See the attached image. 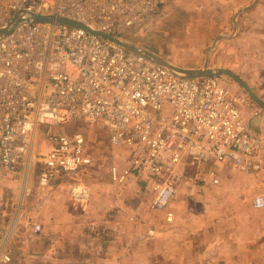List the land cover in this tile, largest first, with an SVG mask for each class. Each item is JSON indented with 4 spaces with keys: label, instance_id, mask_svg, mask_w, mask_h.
<instances>
[{
    "label": "built area",
    "instance_id": "obj_1",
    "mask_svg": "<svg viewBox=\"0 0 264 264\" xmlns=\"http://www.w3.org/2000/svg\"><path fill=\"white\" fill-rule=\"evenodd\" d=\"M167 1L0 0V30L20 18L0 34L1 174L26 192L31 177L45 189L68 180L73 199L86 201L82 176L95 161L82 130L64 129L76 121L100 122L110 143L126 151L122 165L110 167L111 179L152 192V210L166 209L183 181L220 185L216 165L263 171L264 129L248 117L260 111L220 77L184 78L84 28L31 16H63L126 39ZM38 142L46 144L39 154ZM253 204L264 208V194ZM11 237L0 225V264L14 260Z\"/></svg>",
    "mask_w": 264,
    "mask_h": 264
},
{
    "label": "crops",
    "instance_id": "obj_2",
    "mask_svg": "<svg viewBox=\"0 0 264 264\" xmlns=\"http://www.w3.org/2000/svg\"><path fill=\"white\" fill-rule=\"evenodd\" d=\"M222 1L237 11L254 0ZM206 22L205 18L201 23ZM239 23L236 42L254 58L260 53L264 56V0L241 15ZM248 117L251 126L264 129V112ZM215 168L220 185L183 181L168 207L153 219H136L131 214L133 203L141 204L136 199L139 195L134 194L136 184L131 182L126 187L115 183L124 191L117 198L118 216H104V211L98 214L94 202L84 204L77 213L75 202L58 197L49 202L57 212L52 218L0 219V225L10 229L11 239L24 243L19 247L22 257L31 241H38L33 249L37 251L36 264H264V208L253 204L254 196L264 194V167L260 173L235 172L226 165ZM194 171L187 168V175ZM196 187L203 191L216 188L214 201L198 198L201 206L195 215L189 211V194ZM106 190L107 195L101 193V198L110 207L115 203L114 190ZM63 191L59 186L50 193L63 195ZM46 203L43 209L48 208ZM170 211L174 213L171 222L166 219ZM36 224L41 226L38 232L34 231Z\"/></svg>",
    "mask_w": 264,
    "mask_h": 264
},
{
    "label": "rangeland",
    "instance_id": "obj_3",
    "mask_svg": "<svg viewBox=\"0 0 264 264\" xmlns=\"http://www.w3.org/2000/svg\"><path fill=\"white\" fill-rule=\"evenodd\" d=\"M254 1L249 5H252ZM245 7L235 11L229 9L227 1L222 0H168L145 25L127 35L125 40L159 55L180 68L201 69L205 66L213 69L228 68L240 75L264 99V56L260 53L257 54V58H254L236 42L240 32V16L255 5L238 15V26L235 30L234 16ZM205 18L208 22L201 23ZM249 60L252 61L249 62ZM220 79L228 88L245 95L252 106L260 112H264V109L250 97L239 83L227 76H220ZM64 129L70 132L82 130L94 157L93 168L82 176V180L89 188L88 199L86 201L74 200L68 180L58 181L45 189L37 184L36 177H31L30 191L26 192L22 187H19L20 182L16 178L0 173V219H15L17 221L18 219H39L42 216L47 219L52 218L57 212L52 208L53 204L49 202L56 201L58 197L63 202H75V205L78 206L77 213L82 211L84 204L94 202L98 214L104 211V216L108 214L118 216L117 198L119 195H123L124 191L112 181L109 170L112 165L122 164L126 160V151L110 143L107 131L100 122L76 121ZM45 146V143L38 142L37 153L39 154ZM59 186L64 190L63 195L56 193L54 196L50 193ZM106 188L114 190L111 194L115 196V203L110 207L106 206L101 198L102 194L107 195ZM215 188L208 187L207 191L194 188L195 190L189 194L192 196L189 198V211L197 214L199 211L197 207L201 206L200 200L198 201L199 197L214 201ZM101 189L105 190L101 192ZM93 191L94 193H92ZM134 194L139 195L136 199L141 201V204H137L139 206L135 203L131 206L133 208L131 214L136 215V219L137 217L138 219H153L162 212V210L149 208L152 192L142 191L141 193L134 192ZM126 200L130 203L129 199ZM46 201L48 210L43 209ZM107 202L108 200H106ZM102 204L104 207H98ZM78 217L81 219L80 216ZM13 241L12 239V245L14 249L16 246L17 252L13 253L14 260L10 264L37 263L34 260L37 251L33 250L37 240L31 241L33 243L30 245L29 251L24 252L26 255L23 257L20 256V248L24 243L16 238L15 243Z\"/></svg>",
    "mask_w": 264,
    "mask_h": 264
},
{
    "label": "water",
    "instance_id": "obj_4",
    "mask_svg": "<svg viewBox=\"0 0 264 264\" xmlns=\"http://www.w3.org/2000/svg\"><path fill=\"white\" fill-rule=\"evenodd\" d=\"M257 2H258V0H255L252 5H249L243 9H240L236 13V15L234 16L235 30L237 29V26H238L237 25L238 15L240 13H242L243 11H246L249 8H251L252 6H254ZM31 16L35 21H38V22L57 21L59 23H64V24L84 28V29L96 34V35L101 36L104 39L110 40L111 42L126 48L129 51L141 54L144 57H146L147 59H149L150 61L157 63V64H160V65H163V66L171 69L174 73H176L179 76L184 77V78H203V77H220V76L230 77L233 80H235L237 83H239L247 91V93L250 95V97L262 109H264V99H262L240 75H238L236 72H234L228 68H215V69H213V68H208L207 66H205L204 68H201V69L180 68V67L173 65L172 63H170L166 59L160 57L159 55H156L155 53H153L147 49H143V48H141L135 44L128 42L125 39L117 38L111 34H107V33H104L102 31L94 30L82 22H79V21H76V20H73V19H70L67 17H63V16L53 17V16H47V15H40V14H36V13H32ZM19 21H20L19 14H17L14 17L13 22L10 25H8L7 28L0 30V34L9 33L11 31L12 27L16 23H18Z\"/></svg>",
    "mask_w": 264,
    "mask_h": 264
}]
</instances>
